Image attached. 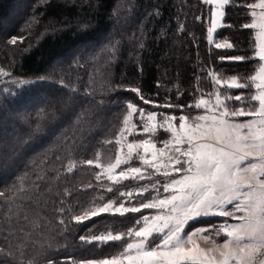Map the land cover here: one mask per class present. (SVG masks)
Listing matches in <instances>:
<instances>
[{
  "label": "trees",
  "instance_id": "trees-1",
  "mask_svg": "<svg viewBox=\"0 0 264 264\" xmlns=\"http://www.w3.org/2000/svg\"><path fill=\"white\" fill-rule=\"evenodd\" d=\"M245 2L225 7L213 39L234 48L216 49L207 40L211 6L202 0H0V68L11 74L0 77V264H79L119 250L122 242L100 246L80 237L127 231L153 210L77 223L72 215L94 197L113 198L99 188L98 169L81 161L114 154L105 142L122 127L126 102L141 103L125 89L183 104L197 76L211 90L202 69L248 74L249 62L219 59L251 54L254 33L241 27L249 22ZM14 78L32 83L18 88ZM72 161L77 166L68 172ZM222 219L197 218L186 230Z\"/></svg>",
  "mask_w": 264,
  "mask_h": 264
},
{
  "label": "snow or ice",
  "instance_id": "snow-or-ice-1",
  "mask_svg": "<svg viewBox=\"0 0 264 264\" xmlns=\"http://www.w3.org/2000/svg\"><path fill=\"white\" fill-rule=\"evenodd\" d=\"M202 2L211 6L207 40L213 43L225 7L237 0ZM240 7L248 10L249 17L241 27L254 33L251 54L219 59L249 62L248 74L226 76L202 69L211 90L199 87L197 76L196 91L183 104L170 98L159 103L145 97L139 87L125 89L152 110L128 101L117 137L105 142L115 146V155L108 154L102 161V153L97 152L95 159L81 161L98 169L99 188L113 193V198L94 197L72 219L82 223L104 214L126 217L145 209L154 214L142 215L127 231L118 227L115 234L108 230L80 237L100 246L122 243L115 254L79 264H264V0H246ZM214 43L216 49L234 48L228 40ZM10 75L0 68V77ZM11 83L21 88L32 82L14 78ZM161 132L166 139L159 138ZM76 166L72 161L66 170L72 172ZM126 181L136 187L122 190ZM208 216L224 219L186 231L191 221ZM201 241L211 247H202Z\"/></svg>",
  "mask_w": 264,
  "mask_h": 264
},
{
  "label": "rangeland",
  "instance_id": "rangeland-1",
  "mask_svg": "<svg viewBox=\"0 0 264 264\" xmlns=\"http://www.w3.org/2000/svg\"><path fill=\"white\" fill-rule=\"evenodd\" d=\"M221 24H223V20L221 21ZM215 38V33L213 34V39ZM220 41H223V40H220ZM217 42H219V41H217ZM127 103V102H126ZM150 110H152V109H150ZM119 133V132H118ZM118 135V134H117ZM117 137V136H116ZM140 138H143V137H141V136H136V139H140ZM159 138L160 139H166L167 138V135L166 134H164V133H160L159 134ZM128 139H132V137H128ZM115 155V151H114V154H113V156ZM134 164L136 165V166H138V162H134ZM141 183H147V181H145V182H141ZM135 187H136V185H135ZM119 202H117V204H118ZM126 206H128V205H126ZM81 214V213H80ZM149 214H154V210L151 212V213H149V212H146V215H149ZM201 227H205V226H196V227H194V228H192V229H189V230H186V231H191V230H193V229H196V228H201ZM115 234V233H114ZM201 246L202 247H211V244L210 243H203V241H201ZM105 257H108V256H104V257H96V258H87V259H84V260H81V261H87V260H90V259H100V258H105Z\"/></svg>",
  "mask_w": 264,
  "mask_h": 264
},
{
  "label": "crops",
  "instance_id": "crops-1",
  "mask_svg": "<svg viewBox=\"0 0 264 264\" xmlns=\"http://www.w3.org/2000/svg\"><path fill=\"white\" fill-rule=\"evenodd\" d=\"M241 119H246V118H241Z\"/></svg>",
  "mask_w": 264,
  "mask_h": 264
}]
</instances>
